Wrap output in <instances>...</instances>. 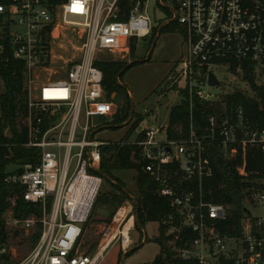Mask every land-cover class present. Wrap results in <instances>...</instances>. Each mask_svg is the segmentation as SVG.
<instances>
[{
    "label": "built area",
    "instance_id": "1",
    "mask_svg": "<svg viewBox=\"0 0 264 264\" xmlns=\"http://www.w3.org/2000/svg\"><path fill=\"white\" fill-rule=\"evenodd\" d=\"M147 1L137 0L127 18H119L118 0H0V65L24 64L28 104L18 125L26 131V146L40 156L6 178L23 186L24 199L43 210L41 217L23 220L39 223L40 238L16 264H101L115 243L124 251L134 243L137 206L130 198L104 226L98 250H83L82 237L103 182L99 170L106 143L95 140L94 121L115 113L95 63L102 53L125 56L149 36ZM171 9L165 21L185 29L187 47L175 73L184 72L191 101L195 95L217 101L205 88L214 67L243 72L245 65H264V0H173ZM71 33L79 41L73 54ZM209 122L207 136L191 123L179 139H171L165 126H147L145 136L133 141L146 161L143 170L171 204L159 228L164 226L173 255L188 264H264V179L246 181L245 201L258 212L247 205L253 221L229 225L239 229L234 233L222 229L232 216L230 206L203 193V179L214 172L208 141L219 133L226 153L237 143L264 152V126L251 124L242 108L233 115H211ZM236 153L235 148L232 156Z\"/></svg>",
    "mask_w": 264,
    "mask_h": 264
},
{
    "label": "trees",
    "instance_id": "2",
    "mask_svg": "<svg viewBox=\"0 0 264 264\" xmlns=\"http://www.w3.org/2000/svg\"><path fill=\"white\" fill-rule=\"evenodd\" d=\"M136 1L118 0L116 8L119 18H127ZM167 28L169 29L167 31L177 30L185 34V29L177 22L169 23ZM165 30L162 28V32H165ZM95 64L103 70V86L106 97L107 100L113 102L111 93L123 88L120 80L127 71L126 63L123 61L98 60ZM245 66V72L254 69L253 65ZM23 72L24 64L22 62L12 60L9 63L0 65V78L4 83V91H0V263L9 262L12 256L8 250L10 235L5 220L6 212L13 211L14 217L19 220L28 219L32 215L41 217L43 214V210L39 205L27 202L24 199L23 186L9 183L6 180L9 173L20 171L19 167L16 170H10V166H19L29 162L35 163L40 160L38 149L26 146L28 139L26 131L24 128L20 129L18 125L19 117L21 113L26 111L28 104V93L24 90ZM258 90L260 91L259 98L250 97L239 90L229 94L226 97L227 112L233 115L237 109L242 108L251 124L264 126V91L261 88H258ZM186 95L185 99L180 104L172 107L170 111L168 136L171 139H179L186 135L191 123H193L198 133L207 136L209 134L210 116L220 117L227 113L222 106H218V100H203L195 95L191 101L189 94ZM128 118L129 115L126 110L118 112L113 118V126L123 123ZM140 122L141 120L136 122L132 129L135 130ZM141 134L140 139L145 136V131ZM235 148L237 153L233 157ZM101 151L102 163L99 173L102 176L116 178L117 171L137 170L136 223L144 227L150 221L161 222L171 210V204L169 199L160 195L158 191L159 183L143 170L146 161L141 156L138 144L126 140L117 141L102 146ZM207 157L210 159L214 172L211 177L203 179L204 197L209 201L230 206L229 212L232 213V216L222 226V229L225 233L238 232L239 229L234 230L229 228V225L236 224L240 226L243 219H247L249 222L253 221L247 209L244 188L248 186L247 180L264 179V152L261 149L237 143L230 145L228 153H226L222 136L217 133L215 140L208 141ZM116 188L118 191L109 193L106 202L110 205L119 204L118 209L129 198L123 184L117 183ZM195 189L197 191L199 189L196 184ZM159 231L156 241L159 243L161 250L154 260V264H188L187 261L173 255L167 245L169 237L166 236L164 226H160ZM39 238L40 233L38 240ZM149 241L150 239L146 237V242ZM3 247L7 249L6 252H1ZM134 250L127 252L126 256Z\"/></svg>",
    "mask_w": 264,
    "mask_h": 264
},
{
    "label": "rangeland",
    "instance_id": "3",
    "mask_svg": "<svg viewBox=\"0 0 264 264\" xmlns=\"http://www.w3.org/2000/svg\"><path fill=\"white\" fill-rule=\"evenodd\" d=\"M145 12L151 18V27L158 24L160 27V23L165 22L172 15V12L165 13L158 0H148L145 4ZM168 24H162V28L166 29L165 32L169 30L167 28ZM158 26L153 28L149 36H147V40L143 38L138 43H134L129 54L122 56L102 53L99 56V59L103 61H123L126 63L127 69L120 81L123 87L122 90L111 93L115 105L113 117H97L94 121L97 125L94 130L95 140L106 141L103 146L117 141L126 140L132 142L140 139L141 133L147 126H165L164 128H169L168 121L172 107L180 104L187 96V93L189 94V99L191 100L192 98L189 88L185 84V79H183L184 72L177 75L174 70H171L167 74L169 68H172L176 63L175 59L181 53H186L187 47L185 45L181 46L180 38L177 35L167 36L166 34H162L154 45L159 31ZM171 32L180 33L177 30ZM78 44L77 37H74L71 33L69 36V54L74 53V46L76 48ZM150 52L151 58H149ZM146 61H150V64H142ZM179 64L180 61L178 62ZM193 69L194 71H200L198 65H194ZM212 72L216 74L221 84L211 86L207 83L205 88L209 92L216 93L215 97L219 102L218 106H222L226 112V97L229 94L239 90L250 97L259 98L260 91L258 88L264 91V65L247 72H241L233 68L226 70L214 67ZM158 82L159 85L155 89ZM0 91H4V83L1 78ZM167 98L168 100H164ZM160 100H163V103ZM133 105L135 108L133 119L126 124L130 119ZM122 110L127 111L129 118L123 123L113 126L114 116ZM227 113L230 114L229 112ZM139 120L141 122L137 128L135 130L132 129ZM94 122L92 121V123ZM18 167L12 165L9 169L16 170ZM115 175L116 178L103 176L102 186L82 237L83 250L86 252L98 250L102 245L104 226L114 218L113 215H115L114 213L119 204L110 205L106 200L109 193L118 191L116 184L120 183L125 186L128 198L131 200H136L138 197L137 170H120ZM118 193L120 194V192ZM246 203L255 212H258L257 207L248 202ZM5 220L10 235L8 250L12 256L9 262L0 264H16L27 257L37 245L40 225L39 223L27 225L23 220L15 218L11 210L6 212ZM159 233L158 222H147L144 227L136 223L135 230L131 233L134 243L130 246L131 248L127 249V252L135 249L134 252L126 256V251L122 252L120 243H115L109 249L101 264H154V260L161 250L159 243L156 241ZM146 237L150 239L149 242H146Z\"/></svg>",
    "mask_w": 264,
    "mask_h": 264
},
{
    "label": "crops",
    "instance_id": "4",
    "mask_svg": "<svg viewBox=\"0 0 264 264\" xmlns=\"http://www.w3.org/2000/svg\"><path fill=\"white\" fill-rule=\"evenodd\" d=\"M159 2V1H158ZM163 5H161V7H162V9L165 11V13H167V12H172V9H171V5H172V2H173V0H163ZM162 24H164V25H166L167 24V22L165 21V22H161L160 23V27L158 26V25H155V26H158L159 27V31H158V35H157V38H156V41H155V43H154V45L156 44V42H157V40L162 36V34H166L167 36H171V35H177L179 38H180V41H181V46H183V45H185L184 44V34H182V33H174V32H171V31H168V32H162ZM155 26H153L152 27V30H153V28L155 27ZM145 40H147V38H145ZM153 50V49H152ZM152 50H151V52H152ZM187 51V50H186ZM151 52H150V55H149V58H151ZM186 54V53H185ZM184 53H181V55L178 57V58H176L175 59V61H176V63L174 64V66L172 67V68H169V70L167 71V74L169 73V71H171V70H174V72H175V70H176V68H177V66H178V62L181 60V58H183V56L185 55ZM146 63H148V64H150V61H146L145 63H142V64H146ZM121 81V80H120ZM121 83V82H120ZM122 84V83H121ZM158 85H159V82H158V84L156 85V87H155V89L158 87ZM164 100H166V99H164ZM161 101V103H163V100H160ZM112 102V101H111ZM169 116H170V114H169ZM98 117H102V116H98ZM97 118V117H96ZM168 123H169V121H168ZM146 128V127H145ZM102 142H105L106 143V141H102ZM133 142V141H132ZM131 248V247H130ZM122 252H125L123 249H122ZM126 253H127V250H126ZM125 253V254H126Z\"/></svg>",
    "mask_w": 264,
    "mask_h": 264
},
{
    "label": "water",
    "instance_id": "5",
    "mask_svg": "<svg viewBox=\"0 0 264 264\" xmlns=\"http://www.w3.org/2000/svg\"><path fill=\"white\" fill-rule=\"evenodd\" d=\"M208 82H209V84L211 86H217V85L221 84V81L219 80V78L216 76V74L214 72H210L209 73ZM166 100H168V98ZM134 113H135V108H134V105H133L130 119H129V121L126 124H128L133 119Z\"/></svg>",
    "mask_w": 264,
    "mask_h": 264
},
{
    "label": "bare ground",
    "instance_id": "6",
    "mask_svg": "<svg viewBox=\"0 0 264 264\" xmlns=\"http://www.w3.org/2000/svg\"><path fill=\"white\" fill-rule=\"evenodd\" d=\"M122 213V212H121Z\"/></svg>",
    "mask_w": 264,
    "mask_h": 264
}]
</instances>
